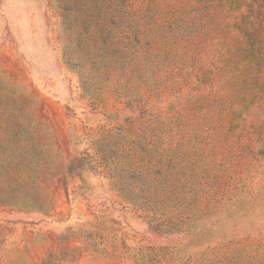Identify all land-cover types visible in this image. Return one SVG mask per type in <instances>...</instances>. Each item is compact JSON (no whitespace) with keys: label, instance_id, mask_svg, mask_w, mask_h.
<instances>
[{"label":"rangeland","instance_id":"obj_1","mask_svg":"<svg viewBox=\"0 0 264 264\" xmlns=\"http://www.w3.org/2000/svg\"><path fill=\"white\" fill-rule=\"evenodd\" d=\"M0 264H264V0H0Z\"/></svg>","mask_w":264,"mask_h":264},{"label":"crops","instance_id":"obj_2","mask_svg":"<svg viewBox=\"0 0 264 264\" xmlns=\"http://www.w3.org/2000/svg\"><path fill=\"white\" fill-rule=\"evenodd\" d=\"M5 227H6L7 229H11V228H10L11 226H10V227L5 226Z\"/></svg>","mask_w":264,"mask_h":264}]
</instances>
